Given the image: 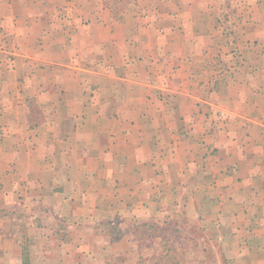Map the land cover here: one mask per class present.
<instances>
[{
    "label": "crops",
    "instance_id": "crops-1",
    "mask_svg": "<svg viewBox=\"0 0 264 264\" xmlns=\"http://www.w3.org/2000/svg\"><path fill=\"white\" fill-rule=\"evenodd\" d=\"M184 213L223 264H264V0H0V264Z\"/></svg>",
    "mask_w": 264,
    "mask_h": 264
},
{
    "label": "rangeland",
    "instance_id": "rangeland-1",
    "mask_svg": "<svg viewBox=\"0 0 264 264\" xmlns=\"http://www.w3.org/2000/svg\"><path fill=\"white\" fill-rule=\"evenodd\" d=\"M234 34L235 29L227 34L231 35L230 39L227 38L225 45V49L228 51L225 54L223 51L209 65L213 68L214 77L208 84H215L210 92L216 91L214 89L216 85L229 76L230 68L229 70L224 69L227 57L231 56L229 61H236L237 63H240L241 60L244 61L242 55L238 53L237 40H233ZM2 216L0 215V218ZM202 222L201 219L187 216L185 213L179 217L165 216L160 220L154 219L148 222H131L123 217H116L97 224L93 237V233L88 231V228L91 227L89 225L83 229L66 228L67 231L64 232H60L61 229H64L63 227L56 226V233H33V238H30L27 245L17 252L21 254L20 258L23 257L28 263L33 262V264H97L87 262V253L92 248L85 246L82 249L80 245L76 248L74 244L83 242L88 245L90 241L95 240V245L99 248L102 244L105 247L108 244L107 249L105 247L103 250L100 248L102 252H105L102 253L103 258L100 257V261L103 260L104 264L225 263L221 258L220 246L205 239L202 228H199ZM16 230L21 235L29 233L26 227H20ZM59 237L63 242L73 246L61 247L59 245L61 240L57 239ZM92 250L95 252L94 249ZM5 264L16 263L8 262Z\"/></svg>",
    "mask_w": 264,
    "mask_h": 264
}]
</instances>
